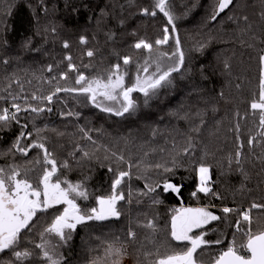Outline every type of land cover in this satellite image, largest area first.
I'll use <instances>...</instances> for the list:
<instances>
[{"label": "trees", "instance_id": "1", "mask_svg": "<svg viewBox=\"0 0 264 264\" xmlns=\"http://www.w3.org/2000/svg\"><path fill=\"white\" fill-rule=\"evenodd\" d=\"M153 2L0 0V109H11L13 102L22 108L30 104L52 109L39 114L21 111L18 114L20 124L13 123L10 129L0 130V167L11 164L5 159V152L19 134L20 125H28L26 131L33 133L32 139L37 138L35 129H41L39 136L44 138V143L55 154L58 162L67 160L71 165L69 170H61L62 179L68 176L72 179L70 181L79 182L88 177L86 185L91 193L89 201L93 203L95 196L104 195L103 192L110 188L114 173L108 172L107 165L101 163L104 160L103 153H99L98 147H93L91 141L86 142L84 135L80 142L75 138L71 140L74 137L71 130L76 126L71 116L67 115L65 103L59 99L63 98L72 104L75 98H81L86 104L87 113L93 117L96 113L108 119L114 117L116 120L112 126L119 130L122 143L119 149L114 144L111 151L123 155L133 165L131 173L134 181L130 188L137 189H133L132 201L149 202V195L152 200L161 201L152 209L146 206L132 208L130 226L137 236L129 244L139 243L146 234L150 235L151 231L142 227L147 220L155 219L161 230L168 231L171 212L167 206H211L215 214L223 216L220 209L224 206L247 209L253 202L264 204L262 149L257 143L249 151L247 144L249 133L255 135L257 131L251 118L239 120L244 141L243 167L248 179H244L235 165L232 170L226 166V157L234 153L236 147L235 135L229 130L239 119L236 113L239 111L243 116L248 112L254 94L258 95L259 57L264 55V18L261 16L264 0H235V6L214 22L209 20V16L215 0H171L177 28V32L172 35L179 36L185 53L183 78L181 74L174 73V86L160 89L147 106L142 93H132L138 108L131 115L117 117L101 112L77 93H57L51 103L32 99L33 95L39 98L51 94L57 86L79 87L75 84L78 74L89 78L106 75L117 63L121 64L122 69L127 67L126 81L131 86L137 74V62L143 64L147 55L144 50L134 49L133 45L140 39L154 43L162 36V29L167 23L159 12L155 17L141 14L143 8L151 9ZM193 5L196 7L193 8ZM245 15L249 18L247 22L241 19ZM229 16L234 19L229 20ZM81 36L86 38V44L80 43ZM65 42L69 44L68 48L64 47ZM161 47L171 52L175 47L174 40L170 39L169 44ZM89 50L94 53L92 57L86 54ZM69 56L71 63L76 66L75 70L68 67L69 60L66 57ZM124 56H131L133 63L124 66ZM225 63L229 65L228 68H225ZM49 66L51 71H48ZM62 73H67L68 78L60 79ZM14 96L17 97L15 101L12 99ZM75 109L79 115L85 116L80 108L75 106ZM172 112L178 115H170ZM198 112L206 123L199 134L195 154L179 157L180 166L171 172L149 167L165 162H169L171 167L170 161L184 145L190 123H199V117L195 115ZM185 115L188 119L180 118ZM165 119L170 120L167 127H163ZM113 127L111 129L116 130ZM153 130H156L155 136ZM78 132L82 134L80 129ZM113 135L117 138L116 133ZM28 142L23 141L24 144ZM173 142L176 144L175 149ZM89 147L94 148L95 153L92 154ZM83 151H87L91 159L83 158ZM37 153L38 150L33 149L28 157L19 154L15 157L19 165L25 166V161L32 160ZM72 153H75V157L70 155ZM201 157L212 166L211 187L222 199L203 193H198L197 197L191 195L197 186L194 168ZM109 161L113 164L112 160ZM114 161L119 162L116 158ZM122 166L127 167L125 163ZM165 180L176 184L180 188L179 194L171 191L164 193L162 185ZM157 183L161 186L156 188V192L162 194V198L156 192L141 195L145 184L154 186ZM128 190L127 181L124 192ZM126 211L123 210L124 215ZM252 215L254 222L264 227V209H253ZM123 218L118 227H109L104 222L93 223L89 243L81 238L80 230L77 231L69 244L61 249L67 258L66 264H88L92 253L87 258L84 255L91 245L102 248V241H113L115 237H119L120 242L127 241V228L130 227L127 226L128 218ZM236 218L232 214L228 219L234 224ZM209 227L219 232L210 233L207 239L215 240L222 232L227 235V240L224 245H212L205 250V255L201 257L204 264H211L210 256L227 245L233 232V228L228 227L225 221L213 222ZM33 233H29V236ZM35 242H39V237ZM130 246L137 248L133 244Z\"/></svg>", "mask_w": 264, "mask_h": 264}, {"label": "snow or ice", "instance_id": "2", "mask_svg": "<svg viewBox=\"0 0 264 264\" xmlns=\"http://www.w3.org/2000/svg\"><path fill=\"white\" fill-rule=\"evenodd\" d=\"M235 6V0H215L212 12L209 16L210 21H216L218 17L226 10H231ZM196 5H193L195 8ZM161 13L166 18V25L162 29V36L157 38L154 43L140 39L133 47L136 50H144L147 55L143 64L137 62V74L131 86H127L125 78L127 76V67L121 68V64L117 63L112 66L106 75L88 78L80 73L75 79V84L79 87H59L45 96H32L33 100L40 99L51 103L53 97L57 93H77L85 97L94 107L101 112L109 113L117 117H123L125 114L131 115L137 108V102L132 98V93L139 92L143 94L144 104L148 105L149 101L158 95L160 89L174 86V73L181 74L185 67V53L181 47V41L178 35H172L177 32L176 17L171 10V0H154L151 9L143 8L141 14L145 16L155 17ZM264 18V12H261ZM229 20L234 19L233 16L228 17ZM245 22L248 16H242ZM123 23V21H121ZM170 26V27H169ZM55 31V29H53ZM174 40L175 47L171 52L164 51L161 46L169 44ZM80 43L86 44L85 37H80ZM64 47L68 48L69 44L64 43ZM87 56L92 57L93 51H87ZM69 60V69L75 70L76 66ZM123 65L128 66L133 63L131 56L122 58ZM8 63L7 60L4 61ZM260 75L258 83V95L254 94V98L250 102L249 111L243 116L237 111L236 116L239 118L230 131L235 135L236 147L234 153H230L226 157V166L228 170H236L248 179V174L244 170L243 160L245 159L244 141L241 138V125L239 120L251 118L256 125L257 131L255 135L249 133L247 144L249 151L253 150L258 143L262 149V159H264V55L259 57ZM87 67V66H86ZM229 65L225 63V68ZM152 69V71H150ZM52 68L49 66L48 71ZM67 73H62L60 79H67ZM239 87V85L237 86ZM223 96V93H221ZM13 101L17 97H12ZM10 108L0 109V130L10 129L13 123L20 124L19 113L32 112L42 113L45 110L51 111V108L35 107L28 105L23 107L13 102ZM67 115H76L79 113L69 112ZM170 115H178L176 112ZM199 117V123H190L189 131L185 134L184 145L180 151L174 156L170 163H157L150 165L156 169H162L163 172H171L174 168L179 167V157L193 156L199 144V134L202 131L206 121L200 113L195 114ZM181 119H188L185 115ZM21 130L13 141L11 146L6 150L5 154L15 157L19 154L28 157L29 153L36 149L38 155L34 160L25 161V166L16 163L8 164L0 167V264H66V257L61 249L69 244L73 239V234L80 225H85L90 221H106L110 219H119L121 216L118 204L125 201V193L122 186L127 180L131 179V162H127V170H117L108 167L109 172L114 173L111 181V190L108 195L95 196V205L82 208L78 200H89L91 193L89 192L85 177L83 181L71 182L67 178L61 179L59 173L62 169L69 170L70 163L67 160L58 162L55 154L49 150L44 143V138L39 136L41 129L36 128V139H32L33 133L26 131L27 124L20 125ZM80 131L84 134V138L92 141V137L84 128ZM156 130H153V136ZM259 138V139H258ZM28 140L27 144L23 141ZM173 148H176L173 142ZM81 151V149H77ZM163 151V150H162ZM75 157V153L70 154ZM205 156L207 153L205 152ZM113 157L120 163H125L123 155L117 156L112 153ZM83 158L91 159L87 151H83ZM108 159V157H105ZM30 165V167H29ZM211 168L212 166L204 161L201 157L194 168L198 183L196 190L191 193L193 197H197L198 193L211 195L217 199H222L218 192H214L211 187ZM140 177H137L139 179ZM161 185L157 183L154 186L145 184L147 195L156 191ZM163 190L171 191L179 194L180 188L167 180L163 182ZM243 188V184H242ZM131 189H129L128 202H131ZM153 204L161 203V201L153 198ZM264 209V204L253 202L248 209L239 207L233 208L224 206L220 209L223 216L215 214L211 210V206L184 207L173 208L168 225V237L170 241L183 244V248L179 251H166L161 254L157 248L153 252H145V258L155 256L150 264H204L201 259L205 255V250L212 245H224L227 240L225 233H220L215 240L207 239L208 235L213 232H219L216 228L209 226L213 222L225 221L228 227L233 228L231 240L225 247L220 248L214 255L210 256L211 264H264V227L254 229L252 210ZM51 210H55L50 223L38 233L39 242H35L29 238V233L36 227L37 221L42 214H47ZM235 214V223L229 221V216ZM154 234L159 231L155 219L147 220L142 225ZM137 233L129 228L127 232V241L120 242L119 237H115L113 241H102V249L89 258L88 264H123L124 258L128 255L127 244L134 242ZM27 245H33L28 247Z\"/></svg>", "mask_w": 264, "mask_h": 264}, {"label": "rangeland", "instance_id": "3", "mask_svg": "<svg viewBox=\"0 0 264 264\" xmlns=\"http://www.w3.org/2000/svg\"><path fill=\"white\" fill-rule=\"evenodd\" d=\"M125 83L127 85L126 78H125ZM132 98H134L133 94H132ZM59 100L62 101L63 103H65V107L67 108L68 113L69 112L78 113V111H76V109H75V106H76V107L80 108V110L83 114H85V116L84 115H78V116L70 115L71 119L73 121V124L76 126L75 128H73L71 130V131H73L72 133L74 134V137L72 136L71 140H73V138H75L78 142H80V140L84 134L83 133L80 134L78 132V129L84 128L86 131H88V134L92 137V140L95 141V143H93L91 141L93 147H95V146L98 147L97 151L99 153H103L104 160L103 161L101 160V163L104 162L107 165V168H106L107 170H108L109 166H111L112 168L117 169V170H127V167H123L122 163L114 161V159L116 157L111 156L112 153L117 154L116 151H111L112 146L115 144L114 147L119 149L121 147V143H122V139L119 137V134H118L119 130L112 126L113 124H115L114 121L116 119L114 117H111L108 119L106 117L101 116V114H99V113H96V116L93 117L90 113H87L86 108L84 106L86 104L82 102L81 98H75L76 101L75 100L72 101V104L68 103L63 98H61ZM75 103H77V105H74ZM10 110H12V109H10ZM91 118H93V119H91ZM169 124H170V120L165 119L163 122V127H167ZM144 126L148 127L147 125H144ZM111 127L115 128L117 131L112 130ZM114 133H116L117 138L114 137V135H113ZM85 140H86V142H89V140H87V139H85ZM103 140H106L108 142H103ZM116 143H118V144H116ZM88 149L91 151L92 154L95 153L94 148L89 147ZM0 150L2 151V148H0ZM37 155H38V153L36 155H34L32 160H34L37 157ZM117 156H119V154H117ZM105 157H108V159H105ZM5 159L9 160V163L19 164V162H17L18 159L16 157L13 158V156L6 155ZM109 160H112L113 164L110 163ZM127 162L128 161L125 160L126 165H127ZM29 167H30V165H29ZM131 171H132V168H131ZM109 173L113 174V172H109ZM59 175H60V178L62 179V174L60 173ZM65 178H67L69 181L72 180L68 176H65ZM127 181H128V187H129V189H131V193H133L135 191L133 189H137L135 187L130 188L132 185V181H134L133 175L131 176V179L127 180ZM127 181H126V183H127ZM71 182H78V181H71ZM126 183L122 186L123 191L125 190ZM197 183H198V178H197ZM143 189L144 190H141L140 193H146L147 192L146 188H143ZM110 190H111V187L103 192L104 195H108L110 193ZM128 192H129V190H128ZM128 192L127 193L124 192L125 197H126L125 201H121L118 204V208L120 209V212H121V216L119 219L113 218V219L106 220V221H99V222L98 221H90V222H87V224L80 225L77 227L75 233L73 234V237H75V235L77 234V231L80 230V232L82 234L81 238L86 240L87 243H89L90 238L92 237V225H93V223L104 222L109 227H118L120 225V223L123 222V219H124L123 217L128 218V225L127 226H129L131 228L130 225H132L131 222L133 219V216H132V208L133 207L146 206L147 208L149 207L150 209H152V208H156L158 206V204H153V202H152L153 200H152V198H150L149 193L147 194V195H149L148 196L149 202H146V203L133 202L132 197H130L131 202L129 203L128 202V200H129ZM163 192L167 193L170 191L165 192L163 190ZM156 193H158V192H156ZM158 195L160 196V198H162L161 197L162 194L158 193ZM89 200H87V201L78 200V203L81 205L82 208L94 206L95 202L91 203V201H89ZM181 206H184V205L167 206V207L170 208V212H171V210L173 208H179ZM184 207H192V206H184ZM193 207H195V206H193ZM213 208L215 210H217L216 207H213ZM124 209L127 210L125 215L123 214ZM54 214H55V210H51L49 213L42 214L40 216V219L36 223V227L33 229L34 233L31 236H29V238L31 240L35 241L36 239H38V237H39L38 233L40 231H42L43 228L46 227L48 223H50L52 216ZM252 217H253V215H252ZM94 225H96V224H94ZM157 227H158L159 231H157L156 233L153 234L151 232L150 235L146 234L143 238V241H140L139 243H131V244L137 246V248L131 247L130 246L131 244H129V243L127 244L128 255L124 258L123 264H150V262L155 259V256H149V257L145 258V256H144L145 252H153L154 253L156 251V249L159 248L161 254H163L166 251H172V250L179 251L183 248V244L169 240V237L167 235V233H168L167 230L163 231V230H161V226H157ZM252 227L254 229L258 228V227H260V223L259 224L255 223L253 220ZM127 230H129V228H127ZM101 249L102 248H100L99 245H91V248L89 247V249H87L85 251V255H84L85 257L84 258H87L88 254H90V253H92L91 256L96 255Z\"/></svg>", "mask_w": 264, "mask_h": 264}]
</instances>
